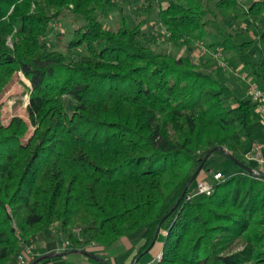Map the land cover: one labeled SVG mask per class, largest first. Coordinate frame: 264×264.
<instances>
[{
    "label": "trees",
    "instance_id": "trees-1",
    "mask_svg": "<svg viewBox=\"0 0 264 264\" xmlns=\"http://www.w3.org/2000/svg\"><path fill=\"white\" fill-rule=\"evenodd\" d=\"M153 27L176 53L154 49ZM225 60L264 91V0H0V94L23 75L33 128L22 142L27 123L0 120V264L54 225L73 248L121 261L159 225L152 264H264V178L221 151L164 217L208 150L253 167L254 104L221 79ZM215 156L229 162L223 179L194 194Z\"/></svg>",
    "mask_w": 264,
    "mask_h": 264
},
{
    "label": "rangeland",
    "instance_id": "rangeland-1",
    "mask_svg": "<svg viewBox=\"0 0 264 264\" xmlns=\"http://www.w3.org/2000/svg\"><path fill=\"white\" fill-rule=\"evenodd\" d=\"M124 13L127 16L129 15L131 17H135V14L128 9H124ZM114 17H115V15L114 16L108 15V17L103 18V21L108 25H113V20L115 19ZM72 28H73V25H71V21L69 19H64L61 22V24L56 25L55 31L61 30V32L65 33V35L62 37L61 41L57 40L55 36L51 37V40L53 39L52 42L56 48L62 49L64 47L67 39L70 37V30H72ZM146 30H150L151 32H154L153 34L156 37L155 45L158 47V48H154L155 50H164V51H167L169 53H171V52L176 53L177 52L173 48H170V46L163 39V35L161 36V34H163V30L158 29V27H153L152 30L147 28ZM195 47L196 46H194V48L191 49L192 55L194 56V59H200L198 57H199V55H201V53L199 51H196L197 49H195ZM225 64H227L228 67L224 66V67L219 68V74H220V77L223 80V82H225L229 85H232V84L235 85V89L237 92L241 93L243 97L250 99L251 96L247 90V83L249 81L253 82V81H251V79H252L251 76L249 74H247V71L244 70V68L235 69V70H239V74L241 72H244L246 74L247 79L245 81H243L241 79L239 80L238 76L235 75V72L232 68L233 66L229 65L227 61L225 62ZM254 83L257 85L256 82H254ZM24 85L29 86V82L23 77V75L20 72L15 73V74H13L11 81L7 84V86L3 89V91L0 94V120H1V123L3 125H7L9 119L12 116H19L28 125L27 133L25 134L24 138H22V142H24L31 135V132L33 130V128L29 125V121L27 118L26 110H25V106L28 103V95L26 94ZM252 115L254 118V122L258 123L260 120V116L257 113L255 107L252 108ZM254 133H256V136H262L263 137V135H261L258 130H255ZM244 141H245V144H248V138L245 139ZM228 163L229 162L226 161L223 157L215 156L214 158L209 160L208 163L205 165L204 168L207 169L206 173H204V174L200 173L199 176H202V178L198 179V181H202L203 179H206V181H211V179H212L211 176L216 171H220L222 174H224L222 169H224V167H226L228 165ZM210 166L212 167L211 169H209ZM214 167H218V169L217 168L213 169ZM49 232H51L53 234L59 232L61 234V232L58 230V225H54L52 227V229L49 230ZM162 233L164 234V231H161V233H160L161 236H160V238H158L159 240L156 242V244L153 246V248L148 252V254L142 259V262L149 260L151 257L154 256L157 248L159 247V244L162 242V237H163ZM54 238H55L54 240H55V244L57 245V247H60L62 249V250H60V252L75 249L63 237H59L58 234H55ZM135 240L136 239H133L132 242H134ZM86 251H88V250L86 249ZM92 251H93V249L89 250V252H91V253H92ZM101 255H102L101 256L102 258L105 257V259H106V256H108L109 254L108 253L107 254L102 253ZM68 256H72L74 258H78V257L81 258L82 254L70 253V254H68ZM158 256H161V252L157 253L152 258V260L147 262V263L152 264V262L157 261ZM115 258L118 259V257H115ZM86 259L89 260V261H86L87 264H103L102 261H100L98 256H94L93 259H90V258H86ZM105 261H106V264H112L113 263L112 260H105ZM75 262L80 263L78 261H75ZM133 262H134V260L131 261L130 264H133ZM136 264H138V263H136Z\"/></svg>",
    "mask_w": 264,
    "mask_h": 264
},
{
    "label": "built area",
    "instance_id": "built-area-1",
    "mask_svg": "<svg viewBox=\"0 0 264 264\" xmlns=\"http://www.w3.org/2000/svg\"><path fill=\"white\" fill-rule=\"evenodd\" d=\"M204 51V50H203ZM215 57L218 56V54L214 55ZM220 66H225V63L223 61L219 62ZM235 75H237L241 80L245 81L246 74L244 72H241L239 74V70H234ZM247 90L250 93L251 101L254 104V107L259 114L260 118L262 119L263 125H264V91L261 90L254 82H248L247 83ZM264 149V137L258 140H254L248 150L244 153V159L253 165L251 167L253 169V172L255 175L264 174V158L262 151ZM211 181H206V179H203L202 181H197L194 194H205L209 195L212 192L213 189V182H218L221 179H223V174L220 171H216L212 174ZM31 245L27 244L23 246V252L22 255L17 260V264H26L29 260V254L31 252ZM161 256H158L157 261L160 260ZM27 259V260H26ZM150 264V263H147Z\"/></svg>",
    "mask_w": 264,
    "mask_h": 264
},
{
    "label": "crops",
    "instance_id": "crops-1",
    "mask_svg": "<svg viewBox=\"0 0 264 264\" xmlns=\"http://www.w3.org/2000/svg\"><path fill=\"white\" fill-rule=\"evenodd\" d=\"M258 125H259V127L256 130H258L260 132V134L263 135V137H264V125H263V122H262V119L261 118H260V120L258 122ZM257 137H258L257 139H260L262 136H257ZM262 154H263V158H264V149L262 151ZM211 168L212 167L210 166L209 169H211ZM55 234H58L59 237H62L59 232H57ZM55 234L47 231V232H45L43 234H40V235L35 236V237L31 238V239H28V244L31 245V248L32 249H31V252L29 254V260H28L27 264L33 260L32 258L34 256H37L38 257V256H40L42 254H45V253H49V252H60V250H62L60 247H57V245L55 244V240H54L55 239L54 238L55 237ZM123 245L126 248H128V247L131 246L130 243L127 240H123ZM86 249L88 251L87 252L83 251L84 253H77L76 252L77 254H82V257L81 258L80 257L74 258V257L68 256V254H66V255H60V256L51 257L53 259H49L48 258V260H45V259H44V261L41 260V261H39L40 262L39 264H85V263L87 264L86 261H89V260L86 259V258L93 259V257L95 255L98 256L99 259L102 258L101 257L102 256L101 255L102 254V251H101V249L99 247H91V246H88ZM90 249H93L92 253L89 252ZM161 249H162V242L159 244V247L157 248L154 256L157 253L161 252ZM78 250H80V249H78ZM92 254H95V255H92ZM153 257H151L149 260H146L144 262L147 263V262L151 261ZM103 258L105 259V257H103ZM105 260H112V262H113L112 264H129L130 257L127 260H125V261H121V259H119V258L118 259L115 258V257H110L109 258V257L106 256V259ZM75 261H78L80 263H77ZM100 261H101V259H100Z\"/></svg>",
    "mask_w": 264,
    "mask_h": 264
},
{
    "label": "water",
    "instance_id": "water-1",
    "mask_svg": "<svg viewBox=\"0 0 264 264\" xmlns=\"http://www.w3.org/2000/svg\"><path fill=\"white\" fill-rule=\"evenodd\" d=\"M215 151H221L223 152V154L225 155V157L231 161L232 163H234L236 166H238L240 169L244 170L245 172H247L248 174H255L253 172V169L251 168V166H249L248 164L240 161L239 159L235 158L234 156H232L231 154H229L228 152L225 151V149H223L222 147H214L210 150H208L205 155L203 156V158L201 159L199 165L197 166V168L195 169V171L193 172V174L191 175V177L189 178L188 182L186 183L183 191L181 192L180 196L178 197V199L176 200V202L173 204V206L168 210L167 214L164 216L166 217L167 215H169L171 213V211L177 206V204L179 203V201L182 199L184 193L186 192V190L188 189V187L190 186V184L196 179L198 173L200 172V170L202 169L203 167V164L206 162V160L209 158V156L215 152ZM259 176L263 177L264 178V174H260ZM159 233V225L157 226L156 228V231L154 233V236H153V239L151 241V243L149 244L148 248L145 249L143 252H141L135 259H134V262L133 264H136L139 260V258L147 252V250L153 246V244L155 243L156 241V238H157V235ZM84 253L83 251L81 250H78V249H72V250H66V251H63V252H49V253H45V254H42L38 257H36L35 259H33L31 262H29L28 264H35L41 260H44V259H48V258H51V257H55V256H60V255H66V254H70V253ZM104 264V263H103Z\"/></svg>",
    "mask_w": 264,
    "mask_h": 264
}]
</instances>
